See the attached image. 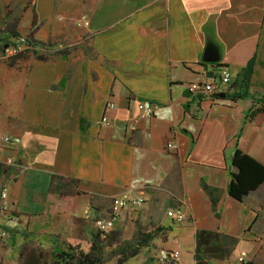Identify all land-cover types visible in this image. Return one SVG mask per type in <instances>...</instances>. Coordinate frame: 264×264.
<instances>
[{
	"label": "crops",
	"instance_id": "obj_1",
	"mask_svg": "<svg viewBox=\"0 0 264 264\" xmlns=\"http://www.w3.org/2000/svg\"><path fill=\"white\" fill-rule=\"evenodd\" d=\"M24 13L0 25L1 44L27 32L34 47L13 57L0 51V182L8 186L0 223L8 237H22L32 218L38 241L84 229L86 212L108 216L112 196L128 190L144 200L122 208L114 227L139 210L150 220L142 229L169 226L160 233L166 249L180 250L173 264H195L201 228L236 236L230 253L259 248L264 180L242 200L227 183L236 147L264 163V110L246 118L251 97H203L188 84L226 65L227 91H237L255 52L248 86L264 91V0H31ZM207 46L216 61L202 59ZM139 101L153 113L141 115ZM9 155L18 164H5ZM202 181L218 189V214ZM164 204L157 222L151 214ZM174 207L182 220L166 213ZM34 247L39 258L55 246ZM205 258L216 264L227 255Z\"/></svg>",
	"mask_w": 264,
	"mask_h": 264
},
{
	"label": "rangeland",
	"instance_id": "obj_2",
	"mask_svg": "<svg viewBox=\"0 0 264 264\" xmlns=\"http://www.w3.org/2000/svg\"><path fill=\"white\" fill-rule=\"evenodd\" d=\"M30 1L31 0H9L7 3H5V1H0V25L14 24L13 22L17 20V18L19 19L25 14L24 9ZM21 3L25 5L21 7ZM30 8L33 10L32 7ZM31 23H34V20H32ZM15 24H17V22ZM24 26H26V24H20L19 28L22 30ZM27 34V32L21 33L20 36L22 35V37L25 38ZM23 38L18 37L16 40L9 43V46L6 49L7 51H5L6 56L9 57L10 54L18 52L21 54H32L34 47L28 44ZM14 47H16L15 50L13 49ZM165 207L166 204L162 205L160 208L162 210H160L159 213L151 214L155 221H159L160 214ZM86 213H88V215H86L87 219L84 221V229L80 227V230L72 229L70 231H65L64 235L60 233L55 234L54 238L50 237L51 241H38L37 238L34 239V236H37V234L34 235V218L29 222V228L26 227L22 230V237L20 235L15 236L16 238H14L13 234L10 235V237H8L9 234H6L5 237L0 236V264H15L17 252L16 246L18 244H21L22 249L20 252L22 254L20 264H26V260L28 264H30V261L33 260L34 254L36 252V255L38 254V251H34V248H36L34 246L37 243L42 244L48 249L53 248L54 246H60L61 248L70 250V247L76 245L78 242H90L92 238L91 232L97 230V228L94 224L93 218L89 215V212ZM148 222H150V220L144 219L141 210H139V214L135 213L132 215V212L126 213L125 219L118 223V226H122V230H118L114 225L109 229H106L103 238H101V243L98 249L99 253H97L102 262L105 264H159L157 254L160 252V249L167 248L168 246L164 243L166 235L163 233L153 237L147 245L140 246L136 253L128 255L131 254L133 248L136 246L135 244L137 242H135V237L138 236L143 226L148 225ZM5 229L6 231H9L6 226ZM128 241H130V243ZM246 248L250 252L245 250L237 251L238 248H236V250L227 255V259L224 260L223 263L219 262L216 264H239V256L241 255H243L244 260L251 259L253 264H264V240H262L259 248L255 250H253V247L249 244L246 245ZM30 257L32 258L30 259ZM51 258L52 250L42 249L39 253L38 260H33V264H52Z\"/></svg>",
	"mask_w": 264,
	"mask_h": 264
},
{
	"label": "trees",
	"instance_id": "obj_3",
	"mask_svg": "<svg viewBox=\"0 0 264 264\" xmlns=\"http://www.w3.org/2000/svg\"><path fill=\"white\" fill-rule=\"evenodd\" d=\"M13 34L20 36V34L14 31ZM25 41L28 44L31 43L27 36H25ZM8 46L9 41H5L2 44L0 43V51L5 52ZM19 54L21 53L18 52L15 54H10L9 57L17 56ZM254 58L255 52L241 67L238 73L240 89L232 92H228V89L226 90L227 97L232 99H237L244 96H249L253 99L254 103L247 110L245 114L246 118H251L258 111L264 110V91L250 90L248 86V79L252 70ZM231 165L233 166V169L230 171V179L227 183V192L233 198L242 200L249 191L255 189L264 180V163L249 153L244 152L239 147H236L231 155ZM202 186L208 192L211 198L214 212L218 214L216 207L218 200V189L216 187L210 186L204 181H202ZM168 227L169 226L151 223L150 226L143 228L138 236L135 237V242H137L135 244V248H133L131 254L128 255L136 253L140 246L146 245L153 236L164 231ZM91 233L92 238L90 242H78L76 245L71 246L70 250L61 248L60 246H55L52 250V264H105L99 258V254H97L99 253V245L101 243V238H103V234H105V230H100L97 228V230H93ZM195 239V264H208L205 258L206 255L218 257L228 255L233 248V245L237 241V237L234 235L205 228L197 229L195 233ZM128 242L130 243V241ZM176 260L172 259L169 264L175 263ZM245 264H253V261L251 259H247L245 260Z\"/></svg>",
	"mask_w": 264,
	"mask_h": 264
},
{
	"label": "built area",
	"instance_id": "obj_4",
	"mask_svg": "<svg viewBox=\"0 0 264 264\" xmlns=\"http://www.w3.org/2000/svg\"><path fill=\"white\" fill-rule=\"evenodd\" d=\"M78 23L81 26L88 25V19L85 15H82ZM23 38L22 36H20ZM25 39V38H23ZM19 47V46H17ZM14 50L16 47L13 48ZM7 51V50H6ZM231 82V72L228 66L221 65L216 71L212 72L208 76L203 79L193 80L188 84V92L190 94H200L203 97H217L216 94L218 91H226ZM108 106H113L114 102L112 100L107 101ZM138 108L140 110L141 115H151L153 113V106L149 102L139 101ZM102 121L108 122V118L106 116H102ZM11 136L9 134H3L2 140L8 141ZM174 142H168V146H174ZM5 164L7 165H16L18 164V160L15 156L9 155L5 159ZM0 200L4 198L7 194L8 186L5 180H1L0 182ZM144 198L142 195L132 194L128 190H124L121 193L112 196L111 198V209L110 213L106 217H94L93 221L95 226L100 230H106L113 226L115 219L119 215L120 211L124 207H128L130 205H140L143 202ZM0 202V209H1ZM166 213L176 220H182L185 217V213L180 208H168ZM0 234L5 236L8 234L5 226L0 223ZM179 256V249H171L168 250L166 248L160 249V252L157 254V260L159 264H169L172 259H177ZM239 264H245V260L243 255L239 256Z\"/></svg>",
	"mask_w": 264,
	"mask_h": 264
},
{
	"label": "water",
	"instance_id": "obj_5",
	"mask_svg": "<svg viewBox=\"0 0 264 264\" xmlns=\"http://www.w3.org/2000/svg\"><path fill=\"white\" fill-rule=\"evenodd\" d=\"M218 53L216 51V49H214L212 46H207L205 51H204V55L202 57L203 60L206 61H216L218 59ZM218 96H225L226 95V91H218L216 93Z\"/></svg>",
	"mask_w": 264,
	"mask_h": 264
},
{
	"label": "flooded vegetation",
	"instance_id": "obj_6",
	"mask_svg": "<svg viewBox=\"0 0 264 264\" xmlns=\"http://www.w3.org/2000/svg\"><path fill=\"white\" fill-rule=\"evenodd\" d=\"M0 236H2V237H5V236H3V235H1L0 234ZM17 248H16V261H15V264H20V260L22 259V254L20 253L21 251H22V249H21V244H18L17 246H16ZM32 257H30V259H31ZM35 259L36 260H38V257H33V260L35 261ZM33 260L32 261H30V264H33ZM26 264H28V262H27V260H26Z\"/></svg>",
	"mask_w": 264,
	"mask_h": 264
}]
</instances>
